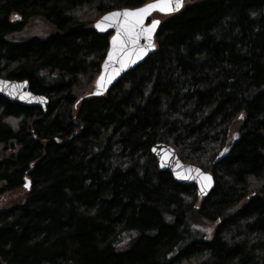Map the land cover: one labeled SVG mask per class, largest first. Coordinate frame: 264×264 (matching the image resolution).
<instances>
[{"label": "trees", "instance_id": "1", "mask_svg": "<svg viewBox=\"0 0 264 264\" xmlns=\"http://www.w3.org/2000/svg\"><path fill=\"white\" fill-rule=\"evenodd\" d=\"M148 1L0 0V77L48 98L0 95V195L26 189L0 209V264H264V0L154 13L153 53L93 95L112 35L94 23ZM33 18L54 31L11 37ZM157 142L211 192L160 170Z\"/></svg>", "mask_w": 264, "mask_h": 264}, {"label": "water", "instance_id": "2", "mask_svg": "<svg viewBox=\"0 0 264 264\" xmlns=\"http://www.w3.org/2000/svg\"><path fill=\"white\" fill-rule=\"evenodd\" d=\"M156 0L148 1L145 4L155 3ZM145 4L129 8H119L108 11L101 15L94 23V28L99 32H111L109 48L101 64L100 72L94 81L93 95H103L108 89L128 70L142 62L148 55L155 50V35L160 24L159 19H152L154 13L171 15L183 9L184 0L179 8L175 7V0H172L171 7L173 10L168 12L160 11L153 8L143 16L142 24L136 23L135 16L125 17L122 10H134L143 7ZM121 12L117 17L102 20L107 13ZM157 20L150 35L143 33L142 28H146ZM100 22L97 26V22ZM118 37L114 42L113 37ZM151 41L153 47H148ZM0 95L11 102H17L25 106H38L46 109L48 98L42 94H37L29 89L27 80H11L0 77ZM150 153L157 161L160 170L167 171L182 184H194L199 197L207 196L214 187V176L211 172L205 171L200 166L184 162L178 155L176 149L166 143L157 142L150 148ZM27 185V186H26ZM26 188L29 185L25 184Z\"/></svg>", "mask_w": 264, "mask_h": 264}, {"label": "rangeland", "instance_id": "3", "mask_svg": "<svg viewBox=\"0 0 264 264\" xmlns=\"http://www.w3.org/2000/svg\"><path fill=\"white\" fill-rule=\"evenodd\" d=\"M197 0H184V2L192 3ZM153 19L156 16L152 17ZM54 27L51 23L41 19V18H33L31 19L24 30L21 32L15 33L13 38L15 39H22L26 37H30L33 35L47 37L52 31H54ZM26 197V189L25 188H18L16 190L8 191L2 195H0V209H7L16 204L22 203ZM205 225L209 226V229L212 228L211 223L207 222L204 223Z\"/></svg>", "mask_w": 264, "mask_h": 264}, {"label": "snow or ice", "instance_id": "4", "mask_svg": "<svg viewBox=\"0 0 264 264\" xmlns=\"http://www.w3.org/2000/svg\"><path fill=\"white\" fill-rule=\"evenodd\" d=\"M171 3L172 0H156L155 3H149V4H145L143 7L141 8H137L134 10H128V9H124L122 10V14L127 18L129 16H135L136 17V23L138 24H142L143 22V16L149 12L151 9L158 8L160 11L163 12H168L173 10L171 7ZM182 0H175V7L179 8L181 6ZM121 15V12L117 11V12H112V13H107L104 17H102V20H108L109 18L112 17H117ZM158 23L157 20H153L152 23L150 25H148L146 28H142V32L143 33H147L148 35L151 34V32L153 31L155 25ZM100 22H97V26H99ZM118 37H113V41L115 42L117 40ZM154 45L151 44V41H149L148 43V47H153ZM27 186V185H26Z\"/></svg>", "mask_w": 264, "mask_h": 264}]
</instances>
